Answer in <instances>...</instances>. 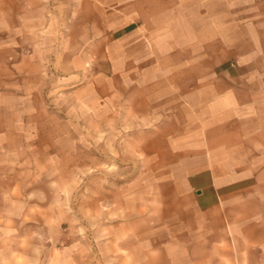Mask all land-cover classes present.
<instances>
[{
	"label": "rangeland",
	"instance_id": "obj_1",
	"mask_svg": "<svg viewBox=\"0 0 264 264\" xmlns=\"http://www.w3.org/2000/svg\"><path fill=\"white\" fill-rule=\"evenodd\" d=\"M108 1L0 0V127L18 136L2 169L0 264H264V197L232 207L222 235L201 229L138 149L127 94L67 74L61 61Z\"/></svg>",
	"mask_w": 264,
	"mask_h": 264
},
{
	"label": "crops",
	"instance_id": "obj_2",
	"mask_svg": "<svg viewBox=\"0 0 264 264\" xmlns=\"http://www.w3.org/2000/svg\"><path fill=\"white\" fill-rule=\"evenodd\" d=\"M96 8L93 33L62 65L72 76L114 81L115 97L127 94L143 127L138 149L191 199L199 227L222 235L232 207L264 197V0H110ZM30 61L19 59L17 70ZM17 137L0 127V188Z\"/></svg>",
	"mask_w": 264,
	"mask_h": 264
}]
</instances>
